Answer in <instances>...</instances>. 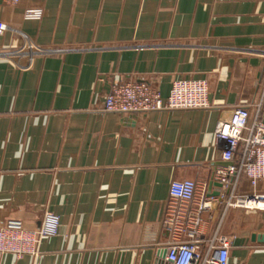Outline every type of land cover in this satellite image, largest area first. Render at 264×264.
Listing matches in <instances>:
<instances>
[{
  "label": "crops",
  "instance_id": "1",
  "mask_svg": "<svg viewBox=\"0 0 264 264\" xmlns=\"http://www.w3.org/2000/svg\"><path fill=\"white\" fill-rule=\"evenodd\" d=\"M32 8L40 18L25 16ZM0 22V226L60 218L37 257L0 264H168L170 183L214 192L217 121L262 98L264 0H0ZM180 79L206 80L212 108L101 111L113 81L166 100ZM239 193L264 195V181ZM204 218L209 234L217 213ZM222 233L228 264H264V201L230 210Z\"/></svg>",
  "mask_w": 264,
  "mask_h": 264
},
{
  "label": "built area",
  "instance_id": "2",
  "mask_svg": "<svg viewBox=\"0 0 264 264\" xmlns=\"http://www.w3.org/2000/svg\"><path fill=\"white\" fill-rule=\"evenodd\" d=\"M17 5L20 0H2ZM42 10L27 9L25 16L40 18ZM0 22V34L6 30ZM32 49V46H28ZM44 52V51H40ZM206 80H174L166 100L145 82L113 81L101 111L125 116H147L158 111L208 110ZM215 144L225 166L212 172V189L206 190L193 180H173L169 186L161 220L166 234L165 260L168 264H228L231 239L222 233L226 216L233 209H258L264 195L240 194L243 182L255 188L264 181V87L261 100L253 105H239L222 116L214 129ZM217 218L213 230L205 231L204 215ZM60 218L46 210L39 228L29 230L19 220L0 226V254L17 259L37 257L43 239L57 236Z\"/></svg>",
  "mask_w": 264,
  "mask_h": 264
},
{
  "label": "water",
  "instance_id": "3",
  "mask_svg": "<svg viewBox=\"0 0 264 264\" xmlns=\"http://www.w3.org/2000/svg\"><path fill=\"white\" fill-rule=\"evenodd\" d=\"M226 165V164H225ZM212 185H214V186H217V184L216 183H212Z\"/></svg>",
  "mask_w": 264,
  "mask_h": 264
}]
</instances>
